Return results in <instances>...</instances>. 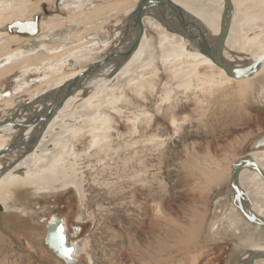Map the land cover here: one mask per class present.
Segmentation results:
<instances>
[{
	"label": "rangeland",
	"instance_id": "1",
	"mask_svg": "<svg viewBox=\"0 0 264 264\" xmlns=\"http://www.w3.org/2000/svg\"><path fill=\"white\" fill-rule=\"evenodd\" d=\"M8 1L16 2L19 13L14 19L32 21L37 16L40 20L44 13L55 11L53 0ZM83 1L87 3L84 9L117 2ZM255 1L247 0L254 7L259 6L254 5ZM138 2L126 0L131 4L129 11L111 10L77 27L61 25L51 32L48 43L72 44L78 39L81 43L92 40L90 36L94 35L100 39L105 30L106 45L100 43L90 53H84L90 54L88 60L72 62L68 52L75 51L73 48H59L63 51L55 54L30 48L38 45L33 37L19 38L2 51L0 63H6L11 53L23 49L45 56L37 64L42 66L49 63H45L48 56L59 58L64 54L63 61L71 62L64 73L73 64L79 69L102 60L128 37L126 25L131 9ZM32 6L36 8L30 12L28 8ZM253 6L250 11L244 7L238 10L251 14ZM5 10L13 13L15 8ZM6 25L0 26V34L16 33ZM56 61L60 63L61 59ZM15 63L11 74L0 80V97H12L14 103L12 108L0 106L1 119L16 114L33 117L37 105L28 100L31 92L63 73L58 70L56 75L44 77L47 71L24 67L20 60ZM168 70L167 67L163 71L160 82ZM20 82L25 83L23 88L32 91H16ZM198 83L196 78L177 83L181 91L176 95L171 92L169 96H174L170 101L157 96L162 107L158 118L142 115L138 120L132 114L134 110L128 109L122 118L125 125L119 129L131 132L123 139L114 136L111 148L100 151L90 146L87 131L75 135L78 153L71 157L76 166L72 171L76 172L75 181L81 185L82 195L70 181L53 183L44 191H40L44 185L38 182L32 188L25 185L2 188L0 264H64L44 245L45 220L53 213L65 219L70 239L81 246L75 264H238L252 246L264 245V229L247 222L238 208L232 206L229 183L232 163L249 153L251 142L264 134V70L227 85L199 89ZM83 93L84 97L86 92ZM148 100L147 108L151 104ZM146 111L147 115L152 114L150 109ZM172 117L182 122L175 135L172 128L166 131ZM129 118L142 122L140 130L135 132ZM15 132L7 134L13 137ZM167 132L170 139H164ZM6 152L7 156L1 159L3 163L20 155L18 148ZM75 226H79L78 233Z\"/></svg>",
	"mask_w": 264,
	"mask_h": 264
},
{
	"label": "bare ground",
	"instance_id": "2",
	"mask_svg": "<svg viewBox=\"0 0 264 264\" xmlns=\"http://www.w3.org/2000/svg\"><path fill=\"white\" fill-rule=\"evenodd\" d=\"M20 1L26 2L27 0ZM172 1L204 24L208 31V42L212 47H215L225 19V0ZM231 1L233 4V14L227 35L222 44L221 58L226 64L234 68H243L264 54V0H256L254 5L260 4L257 7H254L247 0ZM62 2L64 3L60 6ZM43 3L45 1L40 2V4ZM54 3L56 5L54 13L66 16V10L68 9V16L60 17L52 15L54 13L43 15L41 22L39 21V30L33 37L39 39L40 30L41 34H44L53 31L61 25H67V23L80 25L84 21L89 22L97 19L98 16L104 15L111 10L129 11L131 7V4L126 3V0H117L116 4L98 3L87 7V9L83 8V6L87 5L83 0H54ZM0 4L2 5L0 6V26L7 24L6 27H8L14 21H26L30 19H14V15L19 13L18 11L16 12L17 5L15 1L0 0ZM252 6L253 11H251V14L240 13L238 10L244 7L250 11ZM6 8H15V11L11 13L6 11ZM35 8V6H32L28 10L31 12ZM162 8L163 6H155L143 12L141 20L143 35L137 48L128 57L123 61H120L118 57L108 62L97 71L79 78L75 84L71 83V81L86 71L90 64L79 69H68L66 73H64V70L70 64V59L76 63H80L90 58V54L85 56L84 53H90V50L97 46V41L93 38H91L92 40H84L83 43L78 39V41H71L73 42L72 44H67L69 41H66V43L62 42L58 44L44 42L40 45L42 50L48 52L47 54L63 51L59 48L65 50L73 48L75 51L68 52L72 56L68 62L66 60L63 61L62 57L64 54L59 58L52 55L48 56L49 60L46 59L45 61V63L49 62L48 64L44 66L37 65L44 61L45 56H37L35 55L36 52L33 53L32 51L23 49V51L11 53L6 63H0V80L6 77V75L11 74L13 67L17 66L16 63L13 64L15 60H20L21 63L24 62V67H31L35 71H47L44 77H47L46 75H56L58 70H63L61 76L44 82L37 86V88L42 87L41 89L31 90L32 92L30 88H23L25 86L24 82L17 84L16 91L22 89L20 93L24 91L26 93L31 92L28 100L30 103H36L37 108L36 114L31 118H26L20 114H16L14 117L8 119H1L0 117V191L4 187L11 188L21 185L32 188L37 182L44 185L40 189V191H44L53 183L70 181L71 185L82 195L83 190L81 189V185L75 181L76 172L72 171L76 166L71 157H75L78 153L75 151L76 141L73 138L75 135L87 131V135L90 137V146H95L100 151L103 148H111L110 143L114 136L118 139H123L128 132H131V129H127L126 131L119 129L125 125L122 118L128 112V109L134 110L132 114H135L138 120L142 115L150 116V119L158 118V113L162 107L161 102L159 103L160 100L158 101L157 98L160 97L162 100L167 98L170 101L171 97L176 95V93L179 94L181 91L177 89V83L191 82L192 78H196L199 82L196 87L205 89L207 85L221 86L231 84L234 81L246 79L256 72L264 70L263 62L260 68L248 77L234 78L228 76L223 68L218 66L212 58L201 52L183 34L174 32L171 29L168 30L159 21V15L155 17L156 10L160 11ZM165 10L168 14L170 12L173 13L167 7H165ZM1 23L3 24L1 25ZM133 23L132 19V23L127 24L130 27V30H127L128 35L133 30L136 31L135 35L137 34L138 26L133 27ZM19 38L23 39L25 36H20L16 33H9V35L6 33L0 34V44H2L0 46V55L11 44L14 45ZM129 38L132 40L133 35H130ZM130 43L131 41L124 48H115V51H113L125 52ZM78 44H80L78 47H81L82 44L83 46L77 49L78 47L76 46ZM57 59H61V62L56 61ZM167 67L169 69L168 74L164 81L160 82V79L164 78L162 76L163 71ZM69 86L72 87L68 94L69 97H66L50 117H47V109L50 106L53 107L55 105L54 101L57 100L53 99L51 95L52 91L58 88H63V91H65ZM83 92H86L84 97L82 95ZM171 92H174L173 96H169ZM11 98L6 97L2 99L0 97V106L6 104L7 107L12 108L14 103ZM147 100L151 103L148 108L146 107ZM147 109H150L152 114L149 113L147 115ZM137 110L140 112L146 111V113H137ZM129 119L133 129H136L135 132L140 130L142 122L139 123L134 118ZM181 126L182 122H178L176 117H172L168 126H166V131L172 128L175 135L179 128L181 129ZM14 130L16 134L10 137L11 133H7ZM169 134L167 132L164 139H170L171 136ZM164 139L158 138L157 140L164 142ZM262 146H264V134L251 142V151L247 154L264 173V148H260ZM11 148L20 149V155L13 156L6 163L1 162V159L8 154L6 151H9ZM231 170L230 167V176ZM235 178L236 185L241 192L240 203L242 206L249 209L254 215L264 219V181L258 172L245 166L239 169ZM232 206L234 208L237 207L233 198ZM55 214L48 221L51 220V224H53L57 220L62 219L63 222V218ZM77 219L79 220L80 217L78 216ZM63 225L67 243L69 245L74 244L73 251L71 252L72 255H66L64 250H59L58 248L53 250L45 245L63 260L65 264H75V258L82 251L81 246H79L78 241L74 240L73 243L70 242L66 226L64 223ZM75 230L78 233L79 226H75ZM263 250L264 245L252 246L240 259L248 260L254 252ZM251 264H264V257L254 259Z\"/></svg>",
	"mask_w": 264,
	"mask_h": 264
},
{
	"label": "water",
	"instance_id": "3",
	"mask_svg": "<svg viewBox=\"0 0 264 264\" xmlns=\"http://www.w3.org/2000/svg\"><path fill=\"white\" fill-rule=\"evenodd\" d=\"M42 5V4H41ZM155 6H163L160 11L156 10L155 17H158L159 15V21L169 30H173L174 32L181 33L183 36L188 39L193 45H195L201 52L212 58V60L221 68L224 69L226 74L230 77L234 78H244L252 75L255 73L256 70H258L261 66V64L264 62V54L259 56L258 58L251 61L247 66L243 68H234L228 64H226L222 58H221V49L222 44L225 40V37L228 32V28L231 22L232 14H233V4L231 0H225V19L223 23V28L220 32V35L218 37V41L215 47H212L208 42V31L205 28L204 24L200 22L198 19H196L191 14L187 13L181 6L173 2L172 0H139L136 7L134 8L132 12V18H133V27L138 26V31L135 37L133 36L130 45L128 46V49L125 52H109L106 54V56L100 60L91 63L87 70L82 72L79 76L74 78L71 83H76L77 80L81 77H84L88 73H93L97 71L100 67L104 66L108 62L116 59L119 57L120 61H123L126 57H128L135 48H137L140 39L143 35V25H142V14L145 10L148 8H153ZM54 7L56 10V5L54 3ZM165 7L172 10L173 13L170 12L168 14L165 10ZM58 11V10H57ZM55 12V11H54ZM50 13H44V15L51 14ZM157 18V19H158ZM8 30H14L16 34H19L20 36H29L33 37L39 30V18L36 16L34 20H26V21H14L10 26L7 27ZM127 30H130L129 25H127ZM128 31H126L125 36H128ZM116 48V47H115ZM120 64V63H117ZM72 87H67L65 91H63V88H58L52 91L51 95L53 96V99H57L55 102V105L53 107H49L46 111V116L50 117L57 107H59L63 101L66 99V97H69V93L71 91ZM61 89V90H60ZM55 96V98H54ZM248 166L258 172L262 180L264 181V173L261 170V168L253 161V159L246 153V155L241 156L238 158V160L234 161L231 166V176H230V186L233 191V201L236 204L237 208L240 210V212L243 214V217L246 221L254 223L258 225L259 227L264 229V219L254 215L249 209L244 208L242 204L240 203V196L241 192L238 189L236 185V178L235 175L241 169L242 167ZM49 223L46 225V233H45V244L52 248L53 250L59 249L64 250L65 249H71V252L73 251V245H69L67 243V238L65 236L64 231V225L62 222V219L57 220V222L51 224V220L48 221ZM66 252V255H69L72 253ZM264 257V250L263 251H257L254 252L248 260H242L240 259L238 264H251L254 259Z\"/></svg>",
	"mask_w": 264,
	"mask_h": 264
},
{
	"label": "flooded vegetation",
	"instance_id": "4",
	"mask_svg": "<svg viewBox=\"0 0 264 264\" xmlns=\"http://www.w3.org/2000/svg\"><path fill=\"white\" fill-rule=\"evenodd\" d=\"M54 1V0H53ZM67 1H73V0H67ZM66 2V1H65ZM64 2H62L61 4H60V6H62V4H63ZM62 8V7H61ZM64 9V8H63ZM64 10H66V9H64ZM132 11H133V8H132V10H131V12H130V14H131V17H130V19L132 18ZM68 11L66 10V16H61V17H67L68 16ZM54 14H56V13H54ZM54 14H52V15H54ZM56 15H59V14H56ZM60 16V15H59ZM151 16V15H150ZM41 18H43V17H41ZM41 18H40V22H41ZM49 18V17H48ZM133 19V18H132ZM132 19L131 20H129V24L130 23H132ZM24 20V19H23ZM68 24V26H71L72 28L73 27H77V25H71V24H69V23H67ZM65 26H67V25H65ZM58 28H60V27H57L56 29H58ZM126 28H127V25H126ZM56 29H54V30H56ZM53 30V31H54ZM71 30V29H70ZM105 30H102V32H103V35H99V38L100 39H98L97 38V36L96 35H94L93 37L92 36H90L91 38H93V39H95L96 41H97V46L95 47V48H97L98 46H100V43H103L104 45H106V41H104L105 40V36H106V32H104ZM126 31H127V29H126ZM52 32V31H51ZM51 32H48V33H44V34H41V30H40V38L39 39H37V38H35L34 40L36 41V39L38 40L37 41V43H38V45L35 47V48H41L40 47V45L42 44V43H44V42H47V40L48 39H50L51 38ZM135 33H136V31L135 30H133V31H130L129 32V35H128V37L123 41V42H121V43H117L116 44V48H124L126 45H128V43L131 41V39L129 38V36L130 35H135ZM63 38H65V39H67V37H65V36H62ZM68 37H71V35H69ZM26 39H29V38H32L33 39V37H25ZM97 38V39H96ZM72 62H74V61H72ZM70 64H71V62H70ZM74 65V66H73ZM72 65V67L70 68V69H72V68H77V64H73ZM14 117V116H13ZM55 213H53L52 215H54ZM51 215V216H52ZM55 215H57V214H55ZM51 216L49 217V218H46V220H45V223L47 224V222H48V220L51 218ZM59 216V215H58ZM63 223L65 224V228H66V232H67V235H68V238H69V240H70V242L71 243H73V241L74 240H72V239H70V237H69V234H68V227H67V223H65V219L63 218ZM44 238H45V234H44ZM43 238V239H44ZM44 245H45V242H44ZM74 245V244H73ZM47 247V246H46ZM48 248V247H47ZM49 249V248H48ZM50 250V249H49ZM51 251V250H50ZM52 253L55 255V257H57L58 259H60L53 251H52ZM74 254V253H73ZM60 261H62L63 262V260H61L60 259ZM65 264V263H64Z\"/></svg>",
	"mask_w": 264,
	"mask_h": 264
},
{
	"label": "snow or ice",
	"instance_id": "5",
	"mask_svg": "<svg viewBox=\"0 0 264 264\" xmlns=\"http://www.w3.org/2000/svg\"><path fill=\"white\" fill-rule=\"evenodd\" d=\"M66 252H71V249H65Z\"/></svg>",
	"mask_w": 264,
	"mask_h": 264
},
{
	"label": "built area",
	"instance_id": "6",
	"mask_svg": "<svg viewBox=\"0 0 264 264\" xmlns=\"http://www.w3.org/2000/svg\"><path fill=\"white\" fill-rule=\"evenodd\" d=\"M74 259V258H73ZM76 259V258H75ZM77 260V259H76ZM75 263H76V261H75Z\"/></svg>",
	"mask_w": 264,
	"mask_h": 264
}]
</instances>
